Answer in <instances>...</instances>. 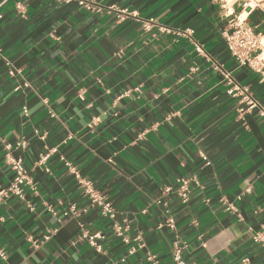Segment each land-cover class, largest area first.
Masks as SVG:
<instances>
[{
	"label": "crops",
	"instance_id": "1",
	"mask_svg": "<svg viewBox=\"0 0 264 264\" xmlns=\"http://www.w3.org/2000/svg\"><path fill=\"white\" fill-rule=\"evenodd\" d=\"M82 1L0 0V186L20 140L34 186L0 204V264H172L176 245L186 264H264V118L224 79L264 109V62L239 66L223 37L240 19L261 41L264 0ZM95 233L99 251L78 240Z\"/></svg>",
	"mask_w": 264,
	"mask_h": 264
},
{
	"label": "built area",
	"instance_id": "2",
	"mask_svg": "<svg viewBox=\"0 0 264 264\" xmlns=\"http://www.w3.org/2000/svg\"><path fill=\"white\" fill-rule=\"evenodd\" d=\"M60 1H68V0H60ZM80 4H84L82 0L79 2ZM244 7H251L250 0H245ZM20 9V6H17ZM159 32L170 33L167 28L159 27ZM186 35L192 34V31L187 30L185 31ZM224 41L226 48L230 55L235 59L239 66H249L251 68H258L261 67L264 59L261 57L263 55V50L261 49V41L257 35H254L250 28H247L243 25V21L240 19L236 20V24L234 25L232 31L223 34ZM264 49V48H263ZM200 51L199 48H197ZM10 64L6 62V66ZM217 71H220L219 67H215ZM9 74L11 76L17 74L16 70L10 68ZM224 79L230 82L231 91L230 94L237 96L240 98V103L243 107L240 108V112L243 113L245 111H252L256 110L259 117L264 118V109L260 106V104L251 98L247 91L244 88L239 87L238 85L231 82V78L228 74L224 73ZM23 113L26 114V110L24 108ZM88 125L91 128V125ZM14 148H25V142L20 140L15 146H11L9 144L4 145V162L11 170L13 177L11 182L5 186H0V204H2L6 199L9 197H15L20 201L25 200V189L28 188L30 190H34L33 181L29 175L28 170L24 167L23 161L21 158L13 155ZM46 157L44 156L41 160H45ZM203 161H205L206 165H209L207 159L202 156ZM82 190L84 194L87 196L88 204L87 208L96 209L100 216L110 220L111 222L114 221L116 217V211L113 208L112 204L106 200L99 192H97L91 185L90 182L86 180L80 181ZM196 185L197 182L193 178H182L177 181L176 186L174 188V192L181 203L185 204L189 200V195L191 193L192 185ZM173 191L171 188L167 187L164 189V193L170 194ZM238 200L240 198H237ZM221 205L224 207L225 211L236 212V208L230 202H227L225 199L220 200ZM70 212L72 215H75L74 207L70 208ZM166 226L170 229H174V222L171 218H169L166 222ZM113 231L118 236H123V233L126 231V227L113 224ZM45 240L48 239V236L44 237ZM104 236L101 233H95L92 235L83 234L81 235L78 240L79 241H87L88 244L93 246L97 251L101 249L100 244L97 241H102ZM77 240V241H78ZM126 241V239H124ZM257 240V239H256ZM134 241L138 243L141 242V238L137 236ZM141 245V244H140ZM184 247L176 245L172 252V264H186L182 259ZM131 253V252H130ZM0 257L5 258L4 252L0 251ZM151 264H157L153 257L149 258ZM241 264H250L247 259L241 260Z\"/></svg>",
	"mask_w": 264,
	"mask_h": 264
},
{
	"label": "bare ground",
	"instance_id": "3",
	"mask_svg": "<svg viewBox=\"0 0 264 264\" xmlns=\"http://www.w3.org/2000/svg\"><path fill=\"white\" fill-rule=\"evenodd\" d=\"M261 46L264 47V37L261 40Z\"/></svg>",
	"mask_w": 264,
	"mask_h": 264
}]
</instances>
